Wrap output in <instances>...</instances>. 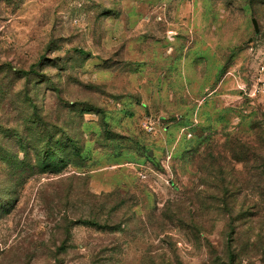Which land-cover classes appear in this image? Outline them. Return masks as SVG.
Here are the masks:
<instances>
[{"label":"rangeland","instance_id":"obj_1","mask_svg":"<svg viewBox=\"0 0 264 264\" xmlns=\"http://www.w3.org/2000/svg\"><path fill=\"white\" fill-rule=\"evenodd\" d=\"M0 264H264V0H0Z\"/></svg>","mask_w":264,"mask_h":264},{"label":"trees","instance_id":"obj_2","mask_svg":"<svg viewBox=\"0 0 264 264\" xmlns=\"http://www.w3.org/2000/svg\"><path fill=\"white\" fill-rule=\"evenodd\" d=\"M52 163V164H51ZM50 164V169H51V171H53V172H57L58 171V168H57V162L56 161H54V162H51ZM49 164V163H48Z\"/></svg>","mask_w":264,"mask_h":264},{"label":"water","instance_id":"obj_3","mask_svg":"<svg viewBox=\"0 0 264 264\" xmlns=\"http://www.w3.org/2000/svg\"><path fill=\"white\" fill-rule=\"evenodd\" d=\"M252 22H253V25H254L255 29H257V22H256V20L254 18L252 19Z\"/></svg>","mask_w":264,"mask_h":264},{"label":"built area","instance_id":"obj_4","mask_svg":"<svg viewBox=\"0 0 264 264\" xmlns=\"http://www.w3.org/2000/svg\"><path fill=\"white\" fill-rule=\"evenodd\" d=\"M151 129V128H150Z\"/></svg>","mask_w":264,"mask_h":264}]
</instances>
